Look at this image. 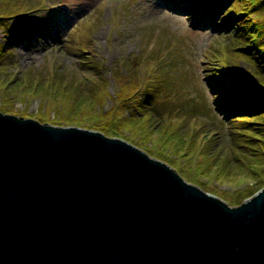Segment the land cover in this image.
<instances>
[{
    "label": "water",
    "instance_id": "95a60500",
    "mask_svg": "<svg viewBox=\"0 0 264 264\" xmlns=\"http://www.w3.org/2000/svg\"><path fill=\"white\" fill-rule=\"evenodd\" d=\"M0 264H264V187L231 205L125 138L0 110Z\"/></svg>",
    "mask_w": 264,
    "mask_h": 264
},
{
    "label": "rangeland",
    "instance_id": "374dc122",
    "mask_svg": "<svg viewBox=\"0 0 264 264\" xmlns=\"http://www.w3.org/2000/svg\"><path fill=\"white\" fill-rule=\"evenodd\" d=\"M20 1L23 6L25 4L26 11L20 17L10 19L7 22L10 23L9 26L26 27L38 17L43 21L39 28L29 31L20 39L17 38V32L7 33V26L0 28V41L13 45L9 56L0 59V65L4 66L8 76L18 77L30 71L35 77L44 78L45 82L58 76L69 84L70 81L74 82L71 79L76 78L89 85L79 94L78 82L77 91H74L76 82L75 87L70 86L73 90L69 91L73 96L77 94L75 104L52 102L50 95L45 96L43 93L31 99L17 97L10 95L6 88L3 89L4 101L0 99V106L6 108L10 101L12 111L4 112L33 117L41 122L92 128L86 124H78L76 120L71 123L63 120L66 114L77 117L81 115L80 112L75 114L77 108L71 112L70 109L71 105L79 107V101L91 100L85 90L87 86L96 87L95 84L105 76L109 81L110 93L115 95V77L111 73L116 65L128 75L127 66L136 58L151 70L160 61L163 67L162 86L170 88L174 83L175 91L171 93L168 90L159 95L152 110L158 117L169 118L171 115L185 120L191 131L188 133V141L184 138L186 141L183 147H189L193 152L185 154L170 143L159 145V142L152 139L149 141L150 151L144 145L141 147L176 167L189 181L231 205H239L245 198L253 195L243 193L249 184H257L255 179H250L244 172L256 166H252L251 155L248 153L247 156V152L238 147L239 141L236 142L233 137L235 130L231 128L232 117L225 118L215 108L208 79L212 60L209 53L211 49L218 47V52L223 53L221 60L229 59V64L238 71L236 81L245 85L241 94L249 93V97H255L264 92L256 86L257 80L250 73L249 59L240 51L232 56L233 47L239 45L231 43L232 39L237 38L229 36L231 29L228 24L231 22L230 19L223 18L231 4L230 0L223 3L224 8L219 6L213 11L214 8L211 7L210 11L205 9L198 16L192 14L194 9L200 8L198 0H195L192 9L189 8V3L180 12L170 5L169 0ZM63 90L58 85L55 89L50 88L52 95H61ZM106 98L103 109L110 108L114 103L112 96ZM53 120H58L59 123ZM195 127L204 129L202 143L204 140L206 143L202 147L198 145L199 142L190 141ZM128 133H131L130 129L125 134L128 136ZM126 135L123 137L128 139ZM212 153L215 154L214 157ZM262 184L261 188L264 187V183Z\"/></svg>",
    "mask_w": 264,
    "mask_h": 264
},
{
    "label": "trees",
    "instance_id": "16d2710c",
    "mask_svg": "<svg viewBox=\"0 0 264 264\" xmlns=\"http://www.w3.org/2000/svg\"><path fill=\"white\" fill-rule=\"evenodd\" d=\"M170 5L177 11H183L185 6L189 3V8L195 4V0H169ZM199 7L192 11V14L199 15L203 10L217 7L224 8L223 3L227 0H198ZM231 4L223 14V18L230 19V35H234L237 39L231 40V43H237L238 47H233L232 56L237 51H240L250 61V71L255 77L256 86L264 90V0H230ZM26 2V0H25ZM27 9V8H26ZM25 4L23 6L20 0H0V28L7 26V33L17 32L18 37L26 36V33L33 31L40 27L42 19L38 17L36 21L28 23V26H14L8 25L10 19L20 17L25 13ZM200 12V13H199ZM221 13V11H219ZM226 25L227 27H229ZM227 30V29H226ZM14 39V37H13ZM14 41V40H13ZM12 41V42H13ZM10 42V43H12ZM13 44V43H12ZM0 59H5L9 56L13 45H9L7 41H0ZM218 47L210 50L211 65L209 66L210 74L208 75L210 88L213 92V100L215 108L224 114V117H232L231 128L233 137L236 139L238 147L247 152L250 157V162L253 163L251 169L245 171L248 177L256 180V185H248L247 190L243 191L254 194L262 183H264V92L255 97H249V93L241 94V90L245 88L244 83L236 81L238 71L229 64V59L221 60L223 53L218 52ZM223 50V49H222ZM159 55V53H158ZM139 58L130 62L127 66L126 75L120 66L116 65L111 73L115 77V95L111 94L108 88L109 81L107 77H103L94 86H87V94L90 95V101H79L77 105H71V110H75V114L80 112L81 115H64L63 120L71 123L76 120L78 124H86L92 128L104 131L106 134L113 136H125L127 129L131 130L128 133V139L132 142L144 145L145 149L151 150L149 141L152 139L163 143H170L178 148V151L186 153L193 152L189 147L184 149L185 139L188 141V130L185 120L179 117L170 115L166 118L158 117L152 110L158 101V96L162 95L168 90L172 93L173 85L169 88H163V68L160 61L153 66V69L144 66ZM1 62V60H0ZM218 62V63H216ZM233 64V63H232ZM3 65H0V99H3V89L11 93L10 95H17V97H31L43 93L45 96L50 95L52 102L59 103L60 101L75 104L77 94L89 85L88 82L77 79H71L70 84L65 79H60L58 76H53V80L44 81L40 76L35 77L30 71H26L21 76H8ZM142 68V70H140ZM36 78V79H35ZM77 82L80 84V90L77 91ZM48 84V85H47ZM45 87H44V86ZM56 85L63 88L61 95L55 93L51 94L50 88L55 89ZM176 85V84H175ZM47 86H50L47 89ZM70 86L75 87L77 91L74 97L69 91ZM73 90V89H72ZM6 91V90H5ZM169 94V93H168ZM243 95V96H242ZM107 97L113 98V105L108 109H103L102 105ZM165 96V94H164ZM10 101L7 102L6 108L0 106L3 111H12ZM82 106V107H80ZM10 107V108H9ZM236 114H238L236 116ZM59 123L58 120H53ZM202 124V123H201ZM202 129V128H201ZM195 127L191 142H199L198 145L202 147L206 142L204 139V129ZM125 138V137H123ZM208 149L207 146L205 147ZM198 151V150H197ZM208 151V150H207ZM199 152V151H198ZM198 152L196 154H198ZM213 152V150L211 151ZM254 152V153H252ZM214 153V152H213ZM212 153V154H213ZM184 154V153H183ZM215 154H213V157ZM244 176H247L245 175ZM253 184V183H252ZM248 195V196H249Z\"/></svg>",
    "mask_w": 264,
    "mask_h": 264
}]
</instances>
